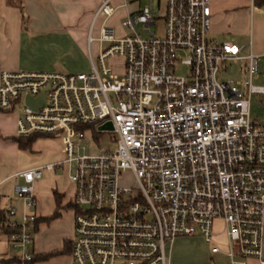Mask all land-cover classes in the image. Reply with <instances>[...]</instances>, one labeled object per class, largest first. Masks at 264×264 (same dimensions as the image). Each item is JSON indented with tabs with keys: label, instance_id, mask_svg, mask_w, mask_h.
I'll return each instance as SVG.
<instances>
[{
	"label": "built area",
	"instance_id": "1",
	"mask_svg": "<svg viewBox=\"0 0 264 264\" xmlns=\"http://www.w3.org/2000/svg\"><path fill=\"white\" fill-rule=\"evenodd\" d=\"M114 1L101 4L89 31V73H0V111L21 109L17 138L65 144L64 161L12 176L20 206L0 210L12 251L20 264H34L35 184L69 166L73 264H171L168 244L200 236L213 245L217 220L232 264H264V123L252 116L254 97L264 100V54L209 37L214 0H167L163 36L152 32L157 21L146 6L123 22L130 31L123 37L106 24L128 1ZM257 1L250 0L252 10ZM114 58L122 74L107 64ZM241 63L244 82L220 80L228 65ZM42 95L43 107L28 105ZM108 124L113 130L102 129ZM90 127L115 134L114 149L80 154L77 140ZM128 173L133 188L121 185Z\"/></svg>",
	"mask_w": 264,
	"mask_h": 264
},
{
	"label": "crops",
	"instance_id": "2",
	"mask_svg": "<svg viewBox=\"0 0 264 264\" xmlns=\"http://www.w3.org/2000/svg\"><path fill=\"white\" fill-rule=\"evenodd\" d=\"M104 1L0 0V73L2 71L89 73L92 65L88 35L96 12ZM165 6L162 11L160 10L163 17L168 7L167 0ZM263 6L264 0H258L253 10L250 0H214L213 24L209 37L219 43H233L246 48L245 54L251 50L257 54H264V9L261 8ZM123 9L121 17L126 19L141 11L143 7L139 2L132 5L128 2ZM228 34H231L233 39L240 38L242 44L221 42L215 38ZM123 36L125 35L118 37ZM245 37L247 40L244 42L242 39ZM92 54L94 57L98 55V46H92ZM123 67L119 74L123 73ZM1 112L0 210L11 205L20 206V201L13 192L14 174L56 164L65 159V144L60 138H39L31 150L22 151L15 141L19 116ZM41 141L50 146L46 147L45 151H34V146ZM55 142L59 145L58 149L54 145ZM23 156L30 159L27 165L19 163ZM63 170H66V167L57 172L47 171L44 178L34 187L37 198L34 213L39 217L31 249L35 256L34 264H73L71 247L75 236L76 209L73 207L75 186L71 183L70 176L68 180L71 185L66 183L65 177L61 174ZM56 214L58 216L55 217ZM214 230L213 245H208L200 236L178 238L170 245V263L232 264L227 256L228 238L223 221L217 220ZM215 246H219L221 251L213 252ZM65 250H68L66 254L39 259ZM262 251L264 260V234ZM15 255L7 236L0 232V264H20L19 259L16 263L10 262ZM248 264L261 262L258 259H249Z\"/></svg>",
	"mask_w": 264,
	"mask_h": 264
},
{
	"label": "rangeland",
	"instance_id": "3",
	"mask_svg": "<svg viewBox=\"0 0 264 264\" xmlns=\"http://www.w3.org/2000/svg\"><path fill=\"white\" fill-rule=\"evenodd\" d=\"M128 2L132 5L133 3L139 2L142 7H146V6H150L152 7V9L154 10L155 13V21L156 22V26H154L152 28V32L156 33V35L159 36H163L164 32H165V20L163 15L161 14L160 10L162 11L164 9V7H166V0H128ZM114 6H119L121 4L120 0H115L113 2ZM161 8V9H160ZM264 9V6L261 7ZM124 12L123 8H120L117 10V12L115 13V16H113V18L111 20H108L107 22V26L113 28L116 31V35L117 36H121L122 34L126 36V34H129V30L127 32V30L123 27V22L126 21V19H122V14ZM105 17L102 16L95 25V37H97L99 35L100 32V28L104 22ZM137 31L141 32L142 31V26H137ZM260 36H262V34L259 33ZM258 35V36H259ZM145 37H147V35H144ZM264 37V36H263ZM216 39H218L221 42L224 41H231L234 43H237L239 45L242 44L241 39H237L232 37L231 34L228 35H220L215 37ZM244 42L246 39V37L244 39H242ZM94 47H97L98 44L95 43V45L93 44ZM107 46V45H105ZM96 57V56H95ZM97 59V58H96ZM107 64L111 67L114 68L116 73L120 72L121 67H123V63L122 60H120L119 58H114L111 59L107 62ZM240 66L244 67V63L241 64H232V65H228V72H223L220 76V80H234V81H238V80H242L243 82L245 81V76L244 73H240L238 72ZM177 74L178 75H182V76H186L189 73V69L187 67H183V66H177L176 68ZM122 74V73H120ZM4 114H10L12 116H20L21 115V109H16L14 112L12 113H5V112H1ZM252 116L254 118V120L259 123V124H263L264 123V100L261 99V97L259 96H255L254 97V105L252 106ZM115 138L116 135L111 133V132H107V131H103L100 132L98 131L97 128L94 127H90L88 129H85L84 132V137L79 138L77 140V146L79 148V153L80 154H96L98 153L101 149H109V150H113L115 147ZM55 146H57L56 148L58 149V144L55 142L54 144ZM50 145H48L45 141H41L39 143H37L34 148V151H45L46 147H49ZM54 146V147H55ZM23 151V150H22ZM30 161L29 157L27 156H23L20 160L19 163L22 164H26ZM73 170L69 168V166L66 167V170H63V172H61V174L63 175V177H65V181L66 183L68 182L69 185L70 182L68 180V176H70L71 174H73ZM132 174L128 173L125 174L124 177L121 180V185L124 187H135L136 183L135 180L133 179V177L131 176ZM72 183V182H71ZM19 207V206H18ZM170 245H167V254L170 258Z\"/></svg>",
	"mask_w": 264,
	"mask_h": 264
},
{
	"label": "trees",
	"instance_id": "4",
	"mask_svg": "<svg viewBox=\"0 0 264 264\" xmlns=\"http://www.w3.org/2000/svg\"><path fill=\"white\" fill-rule=\"evenodd\" d=\"M1 138V136H0ZM39 138L41 137H33V138H28V139H24V138H15V141L19 144V147L21 150H31L32 149V146L34 144L35 141H37ZM73 207L75 208V206L73 205ZM76 209V208H75ZM58 216V214L55 215V217ZM37 224V223H36ZM0 232H2L5 236H9L10 232L8 228H5V227H1L0 226ZM72 249V247H71ZM68 252V250H65L63 252H60V253H55V254H52L50 256H44V257H40L39 259H48L49 257L51 256H58V255H61V254H66ZM18 256L15 255V258L13 260H11L10 262L11 263H16L18 262ZM35 261V259H34Z\"/></svg>",
	"mask_w": 264,
	"mask_h": 264
},
{
	"label": "water",
	"instance_id": "5",
	"mask_svg": "<svg viewBox=\"0 0 264 264\" xmlns=\"http://www.w3.org/2000/svg\"><path fill=\"white\" fill-rule=\"evenodd\" d=\"M27 103L31 108H34L35 110H37L38 108H41L45 105V97L44 95H42L39 99L36 100H32L31 98L27 99ZM103 130H113V127L111 124L105 125L104 128H102Z\"/></svg>",
	"mask_w": 264,
	"mask_h": 264
}]
</instances>
